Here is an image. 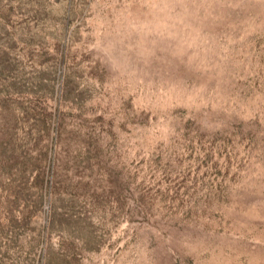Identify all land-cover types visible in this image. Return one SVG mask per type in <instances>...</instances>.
I'll list each match as a JSON object with an SVG mask.
<instances>
[{
	"label": "rangeland",
	"instance_id": "rangeland-1",
	"mask_svg": "<svg viewBox=\"0 0 264 264\" xmlns=\"http://www.w3.org/2000/svg\"><path fill=\"white\" fill-rule=\"evenodd\" d=\"M0 264H264V0H0Z\"/></svg>",
	"mask_w": 264,
	"mask_h": 264
}]
</instances>
